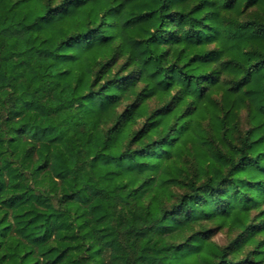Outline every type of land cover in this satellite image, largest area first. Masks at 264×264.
<instances>
[{"label":"trees","instance_id":"obj_1","mask_svg":"<svg viewBox=\"0 0 264 264\" xmlns=\"http://www.w3.org/2000/svg\"><path fill=\"white\" fill-rule=\"evenodd\" d=\"M0 264H264V0H0Z\"/></svg>","mask_w":264,"mask_h":264},{"label":"rangeland","instance_id":"obj_2","mask_svg":"<svg viewBox=\"0 0 264 264\" xmlns=\"http://www.w3.org/2000/svg\"><path fill=\"white\" fill-rule=\"evenodd\" d=\"M216 239L219 241V242H223L224 240V236L222 233H219L217 236H216Z\"/></svg>","mask_w":264,"mask_h":264}]
</instances>
